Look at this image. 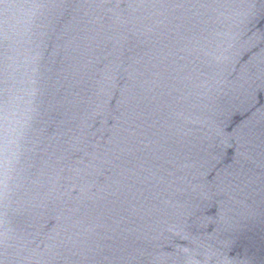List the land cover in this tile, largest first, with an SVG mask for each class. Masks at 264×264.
I'll return each mask as SVG.
<instances>
[{"label":"water","instance_id":"95a60500","mask_svg":"<svg viewBox=\"0 0 264 264\" xmlns=\"http://www.w3.org/2000/svg\"><path fill=\"white\" fill-rule=\"evenodd\" d=\"M0 264H264V0H0Z\"/></svg>","mask_w":264,"mask_h":264}]
</instances>
